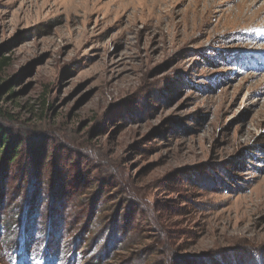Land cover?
<instances>
[{"label":"rangeland","instance_id":"1","mask_svg":"<svg viewBox=\"0 0 264 264\" xmlns=\"http://www.w3.org/2000/svg\"><path fill=\"white\" fill-rule=\"evenodd\" d=\"M5 58L0 264H264V0H0Z\"/></svg>","mask_w":264,"mask_h":264},{"label":"trees","instance_id":"2","mask_svg":"<svg viewBox=\"0 0 264 264\" xmlns=\"http://www.w3.org/2000/svg\"><path fill=\"white\" fill-rule=\"evenodd\" d=\"M7 64H8V59H6V58L0 61V76L2 74L3 68L8 66ZM6 144H7V140L4 137L2 130H0V152L5 148ZM14 160L15 159H12L11 162H13Z\"/></svg>","mask_w":264,"mask_h":264},{"label":"bare ground","instance_id":"3","mask_svg":"<svg viewBox=\"0 0 264 264\" xmlns=\"http://www.w3.org/2000/svg\"><path fill=\"white\" fill-rule=\"evenodd\" d=\"M248 10V9H247Z\"/></svg>","mask_w":264,"mask_h":264}]
</instances>
